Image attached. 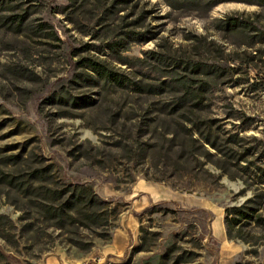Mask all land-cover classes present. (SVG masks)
<instances>
[{
	"label": "rangeland",
	"instance_id": "374dc122",
	"mask_svg": "<svg viewBox=\"0 0 264 264\" xmlns=\"http://www.w3.org/2000/svg\"><path fill=\"white\" fill-rule=\"evenodd\" d=\"M26 1L19 11L33 13L22 30L0 19V264H264V226L244 227L246 241L230 237L225 221L228 206L264 188V176L250 171L255 184L246 186L207 161L179 127L189 121L159 115L169 93L149 91L161 81L155 52L192 54L194 34L217 40L225 58L205 56L239 69L215 87L201 121L245 136L241 152L251 148L248 160L263 165L264 73L248 69L250 54L264 48V8L227 1L206 18L176 19L164 0H133L136 14L150 10L145 26L159 33L118 58L68 19L70 0ZM257 11L263 40L256 47L236 50L215 29L216 18ZM96 14L71 15L103 37L113 33L96 24ZM44 21L47 31L39 29ZM91 59L107 66V77ZM36 168L41 175L31 177ZM77 184L104 200L99 215L92 219L86 204L52 217L47 206Z\"/></svg>",
	"mask_w": 264,
	"mask_h": 264
},
{
	"label": "trees",
	"instance_id": "16d2710c",
	"mask_svg": "<svg viewBox=\"0 0 264 264\" xmlns=\"http://www.w3.org/2000/svg\"><path fill=\"white\" fill-rule=\"evenodd\" d=\"M132 1L70 0V3L65 6L64 12L68 16V19L77 25L80 31L91 35L94 40L102 41L103 46L114 57L119 58L122 57L123 50L128 49L132 43H145L157 37L159 33L153 29L154 27L145 26L144 21L147 19V13L150 10H143L139 14H136L135 6L137 3L134 4ZM164 1L170 8L169 15L174 16L176 19L186 15L206 18L215 6L227 1L245 2L264 8V0ZM25 3H27L26 0H0V19H3L2 23L9 22V24L15 25L18 30H22L23 25L33 13L28 10V6L24 11H19ZM28 5H33L32 0H29ZM86 9H89L92 13L94 11L97 14L99 13L96 24L101 29H107L106 31L111 29L113 33H109L103 37L99 32L83 28L82 22H76L77 20L71 14L85 12ZM121 12L124 13L121 14ZM134 15H136V18H131ZM261 21L260 11L255 12L250 17L239 13H229L224 17L215 19V29L236 50L246 47H256L260 39L263 40L261 38L263 34ZM38 25L40 30L47 31L50 28L49 23L45 21ZM193 37L196 41L192 44V54L183 52L170 57L165 52L157 51L154 53L153 57L161 73V81L159 85H152L153 89L151 88L152 90L150 89L149 91L154 90L158 94L165 91L169 93L170 98L164 101L161 108L158 109L159 115L166 114L175 117V119H181L178 123H181L182 120L189 121L190 124L181 123L182 125L179 124V127H185L189 131L190 138L202 149V154L207 161L228 172L232 177L242 178L246 186L254 185L255 183L250 173L253 172L254 175L262 179L264 176V163L260 165L256 160H248V154L252 151L250 150L251 148H245V153L241 152V140H244L246 137L242 136L239 132L216 130L211 123L201 121L210 108L212 101L211 93L215 87L220 83L224 85L226 82L233 81V74L239 68L230 66L226 62L216 64L208 56H205L218 52L222 58H225L226 47L219 44L217 40L210 38L207 34H194ZM85 45L87 47L91 46V42H86ZM255 51V53L250 54V59L251 61H257V63L251 64L250 61L248 70L249 72L255 70L259 75L261 72L264 73V70H261V68L257 70L258 68H255V65L259 64L258 60L264 63V48H256ZM90 61L96 70L107 77L108 68L103 62L96 59H91ZM110 74L113 79H120L117 74ZM162 77H168V79ZM257 83H252L254 89H259ZM138 87L145 91L143 84L138 83ZM147 87L149 89V86ZM173 133V139H175V134L178 133V130L175 129ZM226 133L228 135L224 137ZM195 134H198V137ZM255 148L253 147L252 149ZM256 159H260V156H257ZM41 171L39 168L34 169L31 177H39ZM240 171H244L248 176H244L245 174ZM59 197V202L52 200L47 209L52 213V217L60 220L65 219L68 215L73 216L72 212L74 210H81L83 205L86 204L90 210L89 216L94 219L99 215V210L101 209L99 206L105 204L104 200L85 184L69 185L63 189ZM226 211L225 221L228 235L249 241V238L242 232L243 228L252 223L264 226V188L260 192H256L250 196L242 204L228 206ZM56 225L63 227L62 222H56ZM236 229L238 231L237 234L234 233ZM117 264H128V262Z\"/></svg>",
	"mask_w": 264,
	"mask_h": 264
}]
</instances>
